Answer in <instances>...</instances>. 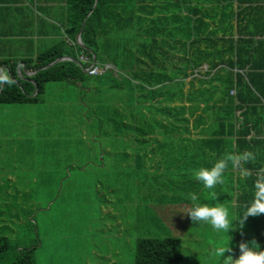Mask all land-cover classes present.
Wrapping results in <instances>:
<instances>
[{
  "label": "trees",
  "instance_id": "trees-1",
  "mask_svg": "<svg viewBox=\"0 0 264 264\" xmlns=\"http://www.w3.org/2000/svg\"><path fill=\"white\" fill-rule=\"evenodd\" d=\"M62 2L64 35L31 55L0 57L6 66L1 74L13 81L0 82V103L36 101L49 81L89 87L79 89L81 114L72 126L70 189L103 185V172L121 163L129 168L133 161L138 169L148 151L182 158L183 168L251 152L252 158L241 161L242 176L229 162L223 177L236 181L214 185L211 194L226 197L230 190L243 207L262 194L257 185L264 184V0ZM80 27L85 47L75 41ZM80 54L87 61H78ZM93 58L99 67H111L90 75L83 68ZM19 62L30 76L16 75ZM78 161L87 165V177L76 173ZM44 186L50 197L59 190L50 208L62 206L67 186ZM40 200L36 209L47 211V199ZM27 225L31 239L0 232V264H33L37 225L31 217ZM180 247L179 236L135 237L133 264H187Z\"/></svg>",
  "mask_w": 264,
  "mask_h": 264
},
{
  "label": "rangeland",
  "instance_id": "rangeland-1",
  "mask_svg": "<svg viewBox=\"0 0 264 264\" xmlns=\"http://www.w3.org/2000/svg\"><path fill=\"white\" fill-rule=\"evenodd\" d=\"M59 83L62 82H49L54 93L69 95L70 87L59 90ZM54 93L49 95V99H53ZM10 112L0 107V130H26L28 126L21 124L23 121L26 123V117H20L21 113L17 111ZM45 112L48 113L47 110ZM49 114L52 121L46 125L43 123L38 135H33V154L28 158L22 155L23 166L29 163L35 165L34 169L38 166L40 174H48L53 158L62 156L56 147L52 154V144L59 141L64 122L58 115ZM6 164L10 162L4 164L9 168ZM15 170L18 177L15 185H0V232L15 240L31 239L33 232L27 225V218L31 217L32 222H36L38 235V242H34L33 264H133L134 239L138 236H179L180 251L187 264H221L223 256L231 254L236 259L240 254L238 244L235 255L231 239L236 220L232 218V202L212 195L209 189L197 187L199 192H192L189 184L173 186L176 180L161 183L160 179H151L145 174L144 166L134 171L117 166L103 172V185L95 183L87 188L78 187L75 191L71 189V193L66 190V202L48 212L36 209L41 197L47 201L50 198L47 187L27 185L30 181L26 167L16 165ZM4 171L0 170L1 177L6 175ZM99 172L93 171V174ZM106 183L110 185L108 189ZM191 194L196 195L199 203L226 207L232 229L228 233L216 232L206 223H193L186 213L193 203ZM45 203L47 206L49 202ZM253 220L244 221L240 226L237 218L236 225L251 235ZM225 240L232 252L226 251L217 258L215 250ZM18 245L22 247L24 244Z\"/></svg>",
  "mask_w": 264,
  "mask_h": 264
},
{
  "label": "crops",
  "instance_id": "crops-1",
  "mask_svg": "<svg viewBox=\"0 0 264 264\" xmlns=\"http://www.w3.org/2000/svg\"><path fill=\"white\" fill-rule=\"evenodd\" d=\"M62 0H0V57L6 58H18L25 57L33 54L37 49L43 47L44 45L50 43L54 38L59 37L63 34L62 25ZM25 27L28 30L25 33ZM30 30V32H29ZM76 41V39H75ZM66 56V55H65ZM68 59L69 57L66 56ZM111 67V66H110ZM2 71H6V66H0V74ZM30 71L26 70L23 62H19L16 66V75L19 78L24 76H30ZM91 75V74H90ZM58 82V81H49ZM46 82L43 86V91L40 94V98L36 101L25 102V103H0L2 110L10 113L19 112L20 117H26V123L21 122L28 126L26 130L14 131V129L0 130V170L6 171V175L1 177L0 173V185L13 186L15 185L18 177L16 176V165L20 168L26 167L28 169L30 184L27 185H48L50 187L57 186L58 189L63 185L67 186L64 190L63 201L66 202V190H71L70 185L72 184V146L71 134L72 126L77 122L78 116L81 114L79 109L81 101L79 96V89L89 87L81 86V84L72 83L68 81H59L57 88L59 90H64L65 86L70 87L69 95H61L54 93L51 84ZM53 95V99H49V95ZM34 94V92H33ZM32 94V95H33ZM49 99V100H48ZM52 101V102H51ZM45 110L48 111L45 112ZM56 111L58 114H56ZM53 116L58 115L62 122H64V130L59 135V141L53 142L52 144V154H54L53 149L56 147L58 151L62 154L60 159H54L53 164L49 166L48 174H40V167L36 166L37 171L33 168V164H28V166H23V156L27 155L31 157L34 152V147L32 143V138L34 133L38 135L39 130L43 123L52 121L49 118V113ZM16 117V116H13ZM56 121V118L53 122ZM52 122V123H53ZM46 125V124H45ZM47 129H45V132ZM79 136H86L84 129L79 126ZM68 143V144H67ZM56 144H59L58 146ZM56 145V146H55ZM85 148V147H84ZM171 154H177L176 150L170 151ZM62 159V162L60 160ZM6 161L10 164H6L9 168L5 167ZM57 161V163H55ZM81 165L76 173L81 176L87 175V172H83L87 165ZM77 163V162H76ZM124 163L120 164L123 166ZM102 165V164H101ZM130 170L134 171L135 163L129 161ZM145 174L149 175L151 179L161 183L173 182L175 185H192V192H199L198 188H204L203 190H211V188H206L202 181H199L194 176V171L198 170L200 167H195L194 165L190 168H183V159H178L177 156L167 157L164 156L162 152L155 153L154 155L147 152V156L143 161ZM180 165L182 166L180 168ZM211 167V163L208 164ZM186 171L187 174L183 175L182 171ZM4 171V172H5ZM243 169L235 168V175L242 176ZM147 172V173H146ZM87 177V176H86ZM23 178V177H22ZM225 178V177H224ZM20 179V178H19ZM223 179V186L230 185L236 180H233V176ZM150 181V180H149ZM196 185V186H195ZM51 191V190H50ZM59 190L51 191L52 197L48 199V212L52 210L50 205L54 204ZM8 194V190H5ZM71 193V191H70ZM262 195V194H261ZM225 200L231 201V212L232 218L234 217L235 225L231 231V239L234 244L235 255L237 254V245L241 242H248L250 247H253L256 251H264V215L259 214L256 216H249L245 221L253 220L252 224V234L248 235L241 228L237 227L236 221L238 218V213L245 210L240 204H237L235 195L230 191H226ZM224 200V201H225ZM63 202V203H64ZM252 218V219H251ZM118 221V220H117Z\"/></svg>",
  "mask_w": 264,
  "mask_h": 264
},
{
  "label": "clouds",
  "instance_id": "clouds-1",
  "mask_svg": "<svg viewBox=\"0 0 264 264\" xmlns=\"http://www.w3.org/2000/svg\"><path fill=\"white\" fill-rule=\"evenodd\" d=\"M0 82L13 83L7 74H0ZM251 152H244L241 154H228L218 159L211 167H200L194 171V176L197 180L202 181L206 188H213L218 183H223V173L228 163L231 162L233 168H240L241 161H247L252 158ZM245 175L247 173H244ZM262 195L248 205L241 213L238 219L240 226L249 216H256L264 213V184H258ZM193 202L191 208L186 212L188 217L193 223H206L216 232L228 233L231 221L229 219V211L221 204L208 205L197 202L195 194L190 195ZM240 254L236 259L232 255L223 256L227 251L232 252V248L227 240L221 242V246L217 247L214 255L221 258V264H264V251H256L253 247L249 246L248 242H241L238 245Z\"/></svg>",
  "mask_w": 264,
  "mask_h": 264
},
{
  "label": "built area",
  "instance_id": "built-area-1",
  "mask_svg": "<svg viewBox=\"0 0 264 264\" xmlns=\"http://www.w3.org/2000/svg\"><path fill=\"white\" fill-rule=\"evenodd\" d=\"M78 60L84 62L87 61V57L83 54H80L78 55ZM108 67H110L109 64H104L103 67H99L94 60H91L89 64L85 66L83 69H85V72H87L88 74L94 75L100 73L102 70Z\"/></svg>",
  "mask_w": 264,
  "mask_h": 264
},
{
  "label": "water",
  "instance_id": "water-1",
  "mask_svg": "<svg viewBox=\"0 0 264 264\" xmlns=\"http://www.w3.org/2000/svg\"><path fill=\"white\" fill-rule=\"evenodd\" d=\"M95 1H96V0H94V3H95ZM82 24H83V22H82ZM82 24H81V26H82ZM80 30H81V27L78 29V31H77V33H76V35H75V39H76V42H77L78 45H80V46H82V47H85V46L83 45L82 41L80 40V36H79V34H80ZM64 58H67V57H66V56L57 57V58H55L54 60H52L51 62L47 63L46 65L41 66L40 68H42V67H46V66L52 64L53 62L58 61V60H61V59H64ZM83 71H85V69H83ZM35 89H36V85H35Z\"/></svg>",
  "mask_w": 264,
  "mask_h": 264
},
{
  "label": "bare ground",
  "instance_id": "bare-ground-1",
  "mask_svg": "<svg viewBox=\"0 0 264 264\" xmlns=\"http://www.w3.org/2000/svg\"><path fill=\"white\" fill-rule=\"evenodd\" d=\"M93 56V55H92ZM77 60H78V58H77ZM92 60H94V58L92 59ZM79 61V60H78ZM81 62V61H80Z\"/></svg>",
  "mask_w": 264,
  "mask_h": 264
}]
</instances>
